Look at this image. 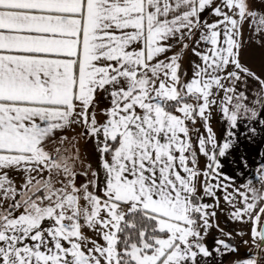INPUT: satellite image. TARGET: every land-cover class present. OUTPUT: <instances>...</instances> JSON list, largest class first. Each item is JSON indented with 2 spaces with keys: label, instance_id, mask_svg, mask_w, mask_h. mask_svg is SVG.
Wrapping results in <instances>:
<instances>
[{
  "label": "crops",
  "instance_id": "0c3cea01",
  "mask_svg": "<svg viewBox=\"0 0 264 264\" xmlns=\"http://www.w3.org/2000/svg\"><path fill=\"white\" fill-rule=\"evenodd\" d=\"M187 95L197 102L165 108ZM66 145L80 168L74 187H91V205L111 204V215L84 206L79 218L54 216L38 202L44 179L28 187L30 170ZM7 192L40 213L5 224L0 264H117L132 207L159 214L167 231L160 250L131 249L138 264L252 260L264 221V0H0ZM193 212L196 242L180 236Z\"/></svg>",
  "mask_w": 264,
  "mask_h": 264
},
{
  "label": "rangeland",
  "instance_id": "374dc122",
  "mask_svg": "<svg viewBox=\"0 0 264 264\" xmlns=\"http://www.w3.org/2000/svg\"><path fill=\"white\" fill-rule=\"evenodd\" d=\"M70 147L66 146H61L58 151L56 150V159L52 164L50 161L47 162L46 159H43V163L41 166V170H38L37 168L32 169L34 171L29 172V185L28 187L32 188L33 191H36L39 187L40 180L44 179L45 181V187H46V195L45 197L40 198L38 201L39 203H44L45 209L44 211L47 212L50 210L52 215H56L58 217L61 216V218L67 219L69 214L71 217H76L79 218L81 216L82 207L87 206L91 209H98L99 212H102L106 215H111L115 207L111 204H99L95 202L93 206L91 205L92 200L90 199L91 194V187H85V185L82 183V187L80 189H76L74 187L75 185V177L80 174L79 170V164L72 161V159L69 160L66 156H62L64 150L69 149ZM74 149V148H73ZM53 154H51L50 158H52ZM56 164H59V168H57V173H50L47 170V166H55L56 169ZM69 172L71 177L69 178L65 176V172ZM40 178H37V177ZM48 176L52 179H48ZM38 180V185H36V182ZM7 191H9V188H7ZM22 194L19 195H14L13 192H7L0 194V231L2 228L9 222L11 219H27V218H34L38 217V210H36L35 206L32 204L29 205L26 209L23 210L20 205L21 199L25 196H21ZM22 202V201H21ZM70 206H72L73 210L69 211ZM8 207H13L15 211H13V214H10V211L8 210ZM29 208V209H28ZM50 208V209H48ZM118 209V208H117ZM213 212H219L222 215H225L229 211H213ZM11 215V216H10ZM195 218L191 221L190 225L186 228L188 235L180 234L182 238L185 240L186 236H189V240L192 242H196L198 240L199 235L196 233L197 229L193 228ZM165 225H171V224H163L162 226ZM178 233H174L172 235L173 239L174 237H177ZM188 240V241H189ZM260 242V241H259ZM160 244V239L159 242ZM159 246V245H158ZM160 250V248H158ZM136 252V251H135ZM134 252V254H135ZM254 258L252 260H247L245 264H264V256L260 257L258 254V248L257 252H254ZM243 264V263H241Z\"/></svg>",
  "mask_w": 264,
  "mask_h": 264
},
{
  "label": "trees",
  "instance_id": "16d2710c",
  "mask_svg": "<svg viewBox=\"0 0 264 264\" xmlns=\"http://www.w3.org/2000/svg\"><path fill=\"white\" fill-rule=\"evenodd\" d=\"M182 101L197 102L195 95H187L182 98L164 101V106L167 110L175 112L176 106ZM196 108L193 109L195 114ZM188 131L190 133V141L188 147V164L195 165L196 154L194 151L195 142V126L194 120H188ZM116 140L110 142V147L107 152L112 150ZM192 202L196 203V198L192 197ZM192 210H195V206L192 204ZM160 215L150 210L132 207L125 214L121 220L117 235H116V250H117V264H138V262L132 258L131 249L134 247L140 248L142 252H155L159 245V239L167 234L166 230L159 228ZM195 218L194 227H197L199 215L195 212L192 213Z\"/></svg>",
  "mask_w": 264,
  "mask_h": 264
},
{
  "label": "water",
  "instance_id": "95a60500",
  "mask_svg": "<svg viewBox=\"0 0 264 264\" xmlns=\"http://www.w3.org/2000/svg\"><path fill=\"white\" fill-rule=\"evenodd\" d=\"M263 247H264V221H263L262 226H261V241H260V244L258 247V254L259 255L261 254Z\"/></svg>",
  "mask_w": 264,
  "mask_h": 264
}]
</instances>
